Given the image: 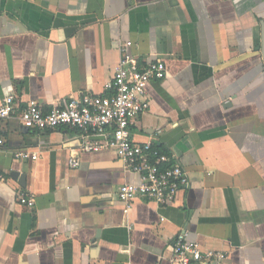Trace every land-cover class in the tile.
Listing matches in <instances>:
<instances>
[{
  "label": "crops",
  "instance_id": "0c3cea01",
  "mask_svg": "<svg viewBox=\"0 0 264 264\" xmlns=\"http://www.w3.org/2000/svg\"><path fill=\"white\" fill-rule=\"evenodd\" d=\"M124 51L167 66L131 132L188 173L171 206H127L119 189L139 178L113 148L88 151L75 128L27 129L18 117L31 99L49 110L104 94ZM10 94L0 264H171L179 232L228 264H264V0H0V102Z\"/></svg>",
  "mask_w": 264,
  "mask_h": 264
},
{
  "label": "built area",
  "instance_id": "2783aa9c",
  "mask_svg": "<svg viewBox=\"0 0 264 264\" xmlns=\"http://www.w3.org/2000/svg\"><path fill=\"white\" fill-rule=\"evenodd\" d=\"M127 46L131 42H127ZM167 66L161 60L139 63L123 52L104 94L82 93L73 96L63 106L44 110L37 100H29L20 110L19 120L27 129L52 130L71 127L79 130L87 140L85 150L113 148L124 162L125 170L136 174L138 182H126L119 189V198L127 206L141 198L154 201L161 207L174 204L178 193L189 187L188 173L174 157L161 150L155 140L137 142L131 128L141 114L150 107L147 86L152 80L164 79ZM16 97L10 94L0 102V119L11 118L18 109ZM92 136L102 137L90 142ZM4 139L0 136V152ZM17 159L36 160L38 153L16 150ZM78 166V159H71ZM18 201L33 207L35 198L20 193ZM229 254L221 250H203L196 241L179 232L172 246L171 264H228Z\"/></svg>",
  "mask_w": 264,
  "mask_h": 264
}]
</instances>
